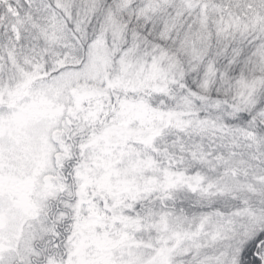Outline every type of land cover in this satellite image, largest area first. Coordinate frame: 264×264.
<instances>
[{"label":"snow or ice","instance_id":"6c2138e0","mask_svg":"<svg viewBox=\"0 0 264 264\" xmlns=\"http://www.w3.org/2000/svg\"><path fill=\"white\" fill-rule=\"evenodd\" d=\"M0 264H264V0H0Z\"/></svg>","mask_w":264,"mask_h":264}]
</instances>
